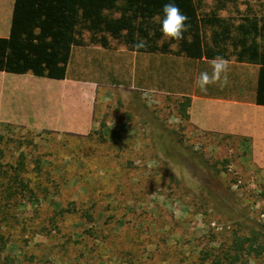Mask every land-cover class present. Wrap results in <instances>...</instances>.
<instances>
[{"label":"rangeland","instance_id":"obj_1","mask_svg":"<svg viewBox=\"0 0 264 264\" xmlns=\"http://www.w3.org/2000/svg\"><path fill=\"white\" fill-rule=\"evenodd\" d=\"M216 1L204 0L203 9ZM238 3L264 10V0ZM13 4L0 0V15ZM220 14L237 19L232 8ZM186 28L183 39L192 38L195 27ZM90 36L72 47L67 74L97 83V128L0 124V163L24 160L20 175L39 198L29 201L19 188L12 199L0 195V264H233L225 253L236 236L264 232V177L237 167L243 151L234 136L194 129L185 115L187 99L202 94L195 79L211 71L209 62L164 52L179 50L183 39L162 32L146 41L162 52L132 51L112 38L107 49ZM256 73L231 66L228 86L207 93L248 94ZM243 259L264 263V254Z\"/></svg>","mask_w":264,"mask_h":264},{"label":"trees","instance_id":"obj_2","mask_svg":"<svg viewBox=\"0 0 264 264\" xmlns=\"http://www.w3.org/2000/svg\"><path fill=\"white\" fill-rule=\"evenodd\" d=\"M11 34L0 37V70L28 72L41 76L65 78L73 46L90 41L104 48H113L111 38L137 52H162L158 46L147 45L135 49L138 40L147 41L161 32L160 20L163 5L173 3L188 17L186 26L195 27L192 38L179 41V50H165L177 56L194 60H212L222 56L227 60L260 65L255 102L264 105V10L259 13L250 6L246 11L239 8L238 0H217L210 11L203 9L204 0H14ZM233 9L237 19L220 14ZM36 29H39L37 31ZM191 33V34H192ZM193 39V41H192ZM152 41V40H151ZM174 42V41H173ZM149 46V47H148ZM52 49L55 53H51ZM190 99L183 105L186 107ZM5 137L0 133V159L5 156ZM6 144V143H5ZM24 157V153H21ZM25 161L4 169L5 178L0 181V195L14 198L18 192L29 194V201H39L30 182L21 177ZM38 168H41L37 164ZM13 172V175H9ZM19 188V189H18ZM15 204L14 201H7ZM59 214L65 209L57 207ZM0 252L6 241L0 236ZM233 250V252H231ZM264 254V232L252 231L250 235H237L225 253L230 263H250L243 256L256 258ZM8 259V257H6ZM12 260L8 259L7 262ZM220 262V260L218 261ZM5 264H7L5 262Z\"/></svg>","mask_w":264,"mask_h":264},{"label":"crops","instance_id":"obj_3","mask_svg":"<svg viewBox=\"0 0 264 264\" xmlns=\"http://www.w3.org/2000/svg\"><path fill=\"white\" fill-rule=\"evenodd\" d=\"M13 12L14 4L12 13L0 15V37L10 36ZM228 61L233 68L237 65L257 68L253 90L248 94L246 88L233 93L193 94L187 110L188 121L194 129L234 136L236 148L243 151L237 167L264 177V105L255 102L260 65ZM99 102L97 83L91 80L68 74L65 78H54L31 71L0 70V124L86 132L99 124Z\"/></svg>","mask_w":264,"mask_h":264},{"label":"clouds","instance_id":"obj_4","mask_svg":"<svg viewBox=\"0 0 264 264\" xmlns=\"http://www.w3.org/2000/svg\"><path fill=\"white\" fill-rule=\"evenodd\" d=\"M162 11L163 17L160 23L163 36L173 40L183 39V33L187 31L188 17L173 3L164 4ZM133 47L137 50L144 48L146 42L138 40ZM209 65L211 71H202L195 79V85L202 93H207L209 86L224 88L229 84L230 62L227 59L217 56L209 61Z\"/></svg>","mask_w":264,"mask_h":264}]
</instances>
